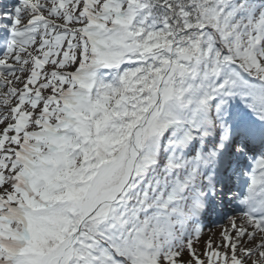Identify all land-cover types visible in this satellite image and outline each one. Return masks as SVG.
Segmentation results:
<instances>
[{
  "label": "snow or ice",
  "instance_id": "snow-or-ice-1",
  "mask_svg": "<svg viewBox=\"0 0 264 264\" xmlns=\"http://www.w3.org/2000/svg\"><path fill=\"white\" fill-rule=\"evenodd\" d=\"M0 264H264V0L0 7Z\"/></svg>",
  "mask_w": 264,
  "mask_h": 264
}]
</instances>
